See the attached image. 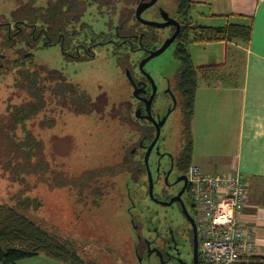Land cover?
Segmentation results:
<instances>
[{"label":"trees","instance_id":"trees-1","mask_svg":"<svg viewBox=\"0 0 264 264\" xmlns=\"http://www.w3.org/2000/svg\"><path fill=\"white\" fill-rule=\"evenodd\" d=\"M15 1L17 5L11 11V21L5 22L0 17V45L22 56L9 65L0 64V79L12 78V85L6 86L10 93L5 99L4 109L0 108V177L7 178L12 187L18 188L7 202L0 204V264H17L20 260L39 255L63 264H96L87 258L84 249L59 232L58 228L45 225L35 217L43 207L35 190L38 187L54 191L69 189L75 192L77 202L84 201L86 196L87 204L90 196L96 202L100 192L94 195L92 188L95 183L90 190H86L89 191L86 194L81 190L80 179L69 178L58 170L53 156L54 152H58L57 140L54 136L49 137L52 140L51 153L49 148L47 153L41 135L55 127L59 112L83 115L102 106L93 102L61 72L35 64L34 55L28 49L59 45L68 34V29L76 32L82 25L87 6L94 5L102 13L103 9L109 11L116 8L111 6L121 1L122 5L130 7L137 0H44L42 5L37 3L38 0ZM174 1L175 19L182 26L175 41L174 58L179 62L175 76L182 104V121H188V126L181 121L180 157L186 159V170L191 165L189 129L195 91L202 76H205L206 84L211 80L210 74L200 71L215 67H195L189 46L192 42L248 40V28L232 24L221 29L201 26L190 17L191 10H195L192 0ZM127 7L118 12L119 18ZM128 14L127 20L131 16V13ZM118 21L122 23L123 20ZM62 57L66 61H79L64 52ZM123 114L126 115V112ZM113 117L120 120L118 106ZM71 199L75 203L74 196ZM258 261V258L251 257L248 261H241V264H257Z\"/></svg>","mask_w":264,"mask_h":264},{"label":"rangeland","instance_id":"rangeland-1","mask_svg":"<svg viewBox=\"0 0 264 264\" xmlns=\"http://www.w3.org/2000/svg\"><path fill=\"white\" fill-rule=\"evenodd\" d=\"M44 2V0L37 1L40 5ZM157 4L163 7L167 13L169 12L168 14L175 11L174 0H159ZM15 5H17L15 0H0V17L3 18V21H11V11L14 10ZM198 12L196 8L191 10L190 17L195 21L198 20L197 24L200 25L205 18H201ZM144 17L149 20L158 19L153 14H146ZM206 20L209 19L206 18ZM114 22V18L104 12L100 13L94 5L87 6V11L82 18V24L86 26L89 36L91 31L94 34L106 33L108 26L110 24L113 26ZM157 32L162 37L169 34L168 29ZM240 40L243 41V39ZM22 47L23 45L20 46V48ZM175 47L176 43L174 42L144 67L158 89H162L164 84L176 75L179 62L174 58ZM201 47V43L193 42L189 46L194 66L197 64L196 56L201 52ZM28 51L33 53L35 64L61 72L69 82L80 91L85 92L93 102L102 106L83 115L59 112L55 118L57 122L55 127L41 137L47 147V153L48 148L51 153L52 140L49 137L56 138L58 152H54L53 156L58 170L69 178L80 179L82 181L81 190L86 194H89V191L86 190H90L92 183H95L92 188L94 195L99 190L100 192L102 190L106 195V198L96 199V202L93 201V196H90L88 197L90 203L87 204V196L84 201L77 202L78 199L72 190L56 189L54 191L46 187L44 189L38 187L35 191L38 192L43 207L35 217L45 225L58 228L59 232L67 235L76 245L84 249L87 258L95 261L96 264H136L130 251L132 244L130 238L133 237V232L127 225L129 210L132 215L135 214L134 208L131 206L132 202L136 204L137 212L142 213L144 218L149 217L150 213H155L159 215V219L171 223L174 227L183 226L184 222L174 207L161 209L144 198V186L140 181L144 178L143 175L138 174L136 182H134L128 173L115 176L116 172L113 171L123 157L121 151L124 145V154L125 152L127 154V150L131 146L130 143H124L129 139L126 135L127 128L120 127L118 124L127 125L130 130L134 129L131 123L132 118L128 119L127 113L124 118H121V121L113 117V112L122 101L121 98L127 95V91L130 93L126 74L121 66L131 63L130 53L118 48L111 50L108 45L97 48L96 57L91 60L66 61L62 57L59 45L38 47L36 50L30 48ZM21 58L22 56H19L18 52H10L0 45L1 65H9L16 61L14 59ZM241 69V61L238 59L235 61L232 71L239 72L240 76ZM11 82L12 78L10 77L0 79L1 110L4 109L5 99L10 93L7 92L6 86L12 85ZM118 111L120 112V109ZM176 119L175 113L171 114L160 131V138L155 148L148 157L149 170L154 178L155 194H158L162 185V172L167 171L168 154L173 155L180 151L182 125L178 124ZM127 122L129 124H126ZM183 125L188 126V121L185 123L183 121ZM122 136L124 140L121 143ZM164 152L168 153L162 157ZM158 170L161 173L160 179H158ZM173 178L171 175L168 181H172ZM88 187L89 189H87ZM17 190V187H12L9 184L7 178L0 177V204L7 202L8 198ZM171 190L173 189L171 188ZM70 195L74 196L75 203ZM165 197L162 196L163 199ZM95 198L96 196H94ZM92 202L94 203L92 204ZM150 217L157 221V216L151 215ZM182 253L185 254V251ZM200 256L202 258V254ZM18 263L63 264L43 255L23 259ZM145 264L158 263L156 260L150 259Z\"/></svg>","mask_w":264,"mask_h":264},{"label":"flooded vegetation","instance_id":"flooded-vegetation-1","mask_svg":"<svg viewBox=\"0 0 264 264\" xmlns=\"http://www.w3.org/2000/svg\"><path fill=\"white\" fill-rule=\"evenodd\" d=\"M150 1L151 0H137V2L130 7L122 5L121 1L111 6L116 7L114 9L110 8L109 11L103 9L102 12L115 20L113 26L112 24L108 26V31L106 33L98 32V34H94V32L91 31V35L89 36L86 26L82 24L76 32H72L68 29V34L63 37L59 46L61 53L64 52L73 59L77 58L84 61L95 58L96 49L108 45L111 50H116L118 48L119 50L130 53L132 57L131 63H127L125 66H123V64L121 65L124 74H126V81L130 93L127 91L128 96L125 95L124 98H121L122 101H120L118 105V110L120 109L119 121H121V118H124L123 113L126 112L127 118H132L131 123L134 129L130 130L127 125L121 126V124H118L120 127L127 128L126 135L129 139L124 143H130L131 146L129 144L130 148L127 150V154L126 152L124 154L125 145L124 148H122L121 152L123 157L115 168V176L128 173L132 181L136 182L137 175H143L144 178L140 181L144 186V198L150 203L161 207V209L174 207L181 215L182 221L184 222L183 226L174 227L171 223L159 219V215L155 213H150V216H157L158 222L150 216L144 218L142 213L137 212V206L132 202L131 206L134 208L135 214L132 215L129 210V220L127 221L128 228H131L133 232V237L130 238L132 240L130 251L136 260V264H145V262L150 259L156 260L158 264H202L200 254L197 255L196 259L194 256V228L197 235L196 215L186 176L187 169L185 170L184 168L186 166V159L180 157L182 142L179 152L173 155L168 154L167 171L162 172V178L160 170L157 171L158 179L161 178L162 183L158 194L154 192V178H152L148 165V157L155 148L160 138V131L171 114L175 113L177 116L176 121L178 124L180 123V125L183 118L182 104L177 91L176 76L168 80L162 89H158L156 86V91L153 93L152 85L148 78L150 75L144 70L148 62L142 69L139 67L141 60L146 58L150 52L160 49L175 31V27L170 24L172 21H176L175 11L172 14H168L169 12L167 13L163 7L157 4L159 0L141 13V19L149 23L160 25L168 23V25L163 27L149 26L140 23L136 19L135 15L138 6L149 3ZM125 7L127 8L119 18L118 12ZM114 10L116 13H114ZM128 13H131L129 20H127L129 16ZM146 14H153L158 19H146L144 17ZM119 19L123 20L122 23H119ZM163 29L169 30V34L166 37H162L157 32ZM181 31L182 26L179 34ZM160 122H163V124L160 125ZM126 124L129 123L127 122ZM155 125H160L157 139ZM123 140L124 137L122 136L121 143ZM153 141H155V144L148 154L147 151ZM167 153L168 152H164L162 157L166 156ZM171 175H173L174 178L172 181H168ZM99 185H101V182H99ZM171 188L173 190H171ZM99 194L100 196L97 200L103 199L104 197L106 198L102 190ZM162 196H166L165 199H163ZM197 243L198 250H200L198 236ZM183 251H185V254L182 253Z\"/></svg>","mask_w":264,"mask_h":264},{"label":"crops","instance_id":"crops-1","mask_svg":"<svg viewBox=\"0 0 264 264\" xmlns=\"http://www.w3.org/2000/svg\"><path fill=\"white\" fill-rule=\"evenodd\" d=\"M192 1L205 18L201 26L248 28V40L201 43L195 67H215L200 71L211 80L206 84L202 76L195 91L190 164L204 173L243 175L247 199L241 221L253 230L254 257L264 264V0ZM238 59L240 76L232 71Z\"/></svg>","mask_w":264,"mask_h":264},{"label":"built area","instance_id":"built-area-1","mask_svg":"<svg viewBox=\"0 0 264 264\" xmlns=\"http://www.w3.org/2000/svg\"><path fill=\"white\" fill-rule=\"evenodd\" d=\"M203 264H241L254 257L253 230L241 221L247 186L240 173L187 169Z\"/></svg>","mask_w":264,"mask_h":264},{"label":"water","instance_id":"water-1","mask_svg":"<svg viewBox=\"0 0 264 264\" xmlns=\"http://www.w3.org/2000/svg\"><path fill=\"white\" fill-rule=\"evenodd\" d=\"M157 0H151L149 3H146L144 5H139L138 8L136 9V19L142 23V24H145V25H149V26H155V27H163L165 25H168V23L166 24H163V25H160V24H154V23H149V22H145L141 19V13L146 9V8H149L150 6H152ZM171 25H173L175 27V31L173 33V35L167 40L165 41V43L160 47V49H158L157 51H153V52H150L149 55L144 58L143 60H141L140 64H139V67L140 69L143 68V66L149 62L151 59H153L154 57L158 56L159 54H161L162 52H164L177 38L178 34H179V31H180V28H181V25L177 22V21H172L170 23ZM148 76V75H147ZM149 80H150V83L152 85V91L153 93L156 91V85L155 83L153 82V80L150 78V76H148ZM163 122L161 123L160 122V125H162ZM160 125H155L156 127V130H157V135H156V139L158 137V132H159V127ZM155 139V140H156ZM155 144V141L152 142L151 146L149 147L148 149V154L151 150V148L153 147V145ZM193 223V222H192ZM193 226H194V223H193ZM194 256H195V259L197 257L198 254H202V250H198V243H197V235H196V230L194 228Z\"/></svg>","mask_w":264,"mask_h":264}]
</instances>
